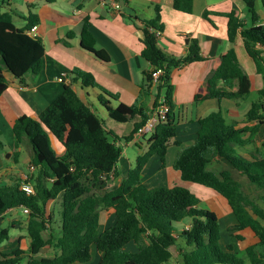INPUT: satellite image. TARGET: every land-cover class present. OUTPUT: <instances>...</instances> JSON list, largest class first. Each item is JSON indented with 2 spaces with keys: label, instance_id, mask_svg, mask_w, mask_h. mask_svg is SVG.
Instances as JSON below:
<instances>
[{
  "label": "trees",
  "instance_id": "1",
  "mask_svg": "<svg viewBox=\"0 0 264 264\" xmlns=\"http://www.w3.org/2000/svg\"><path fill=\"white\" fill-rule=\"evenodd\" d=\"M0 0V94L7 87L3 74L6 69L17 78L27 72H37L42 65L44 45L39 37L26 33L34 20L29 19L26 28H18L11 15L2 10ZM251 16V24L246 26L234 10L226 13L227 38L234 42L240 32L244 48L253 59L257 72L264 76V23H258L254 5L256 0H244ZM264 9V0H259ZM177 10L190 12L191 0H174ZM159 9L150 20L140 21L142 32L141 56L150 68L145 72L143 93L149 94L151 74L161 68L160 84L156 88V98L163 92L170 112L146 135L147 149L135 159L125 175L117 167L121 147L116 139L110 138V131L103 126L102 119L86 104L69 84H65L60 95L37 117L20 115L12 126L13 147L17 149L26 139L32 149L31 165L35 168L28 179L33 193H26L20 182L10 185L0 184V215L7 209L24 206L28 208L26 231L30 239L27 251L15 249L1 250L9 239L8 228H0V264H20L28 254L27 264H75L86 263L97 251L98 264H164L172 256L170 248L183 241L180 251L182 264H262L264 262V208L251 196L244 193L241 183L228 168L218 173L208 169L215 156L244 174L250 183L264 189V154L248 159L236 152V146L252 139V135L264 117V89L258 92L245 115L244 123L256 120L254 126H239L228 123L221 109L198 119L199 128L193 144L180 147L173 140L176 135L171 104L173 86L170 82L171 70L186 63L201 60L196 41L190 45L183 57H174L162 51L157 45L155 31H161ZM90 22L84 19L81 28V46L103 60L105 56L94 48V38L90 32ZM261 46L263 48H261ZM75 77L84 85H95L89 72L74 70ZM251 89L248 74L241 67L235 50L229 48L220 59L219 66L207 78L202 91H197L194 101L204 99H245ZM111 98H116L106 91ZM99 103L108 116L118 122H132V129L125 141H129L135 131L147 120L146 113L138 104L119 103L111 106L103 94L98 95ZM156 101V99H155ZM155 104V102H154ZM248 136L245 137V134ZM170 144L180 147L173 167L179 171L184 181L207 186L223 196L235 217V223L228 230L237 232L234 236L243 240L242 231H250L256 242L246 246L244 255L235 251L231 244L222 245L221 226L217 214L199 207V198L183 186L147 187L141 175L153 157L158 156L164 165ZM264 146V141H263ZM15 159L19 151L14 150ZM121 176V178H120ZM101 178L118 180L103 193H97ZM61 197V219L59 234L51 230L53 220L51 203ZM264 203V195L262 196ZM111 210L114 221L101 228L102 212ZM189 218L190 224L175 235L174 223ZM178 237V238H177ZM137 245V250L126 246ZM52 247L56 253L38 256L44 247Z\"/></svg>",
  "mask_w": 264,
  "mask_h": 264
},
{
  "label": "crops",
  "instance_id": "2",
  "mask_svg": "<svg viewBox=\"0 0 264 264\" xmlns=\"http://www.w3.org/2000/svg\"><path fill=\"white\" fill-rule=\"evenodd\" d=\"M173 1H1L2 10L11 15L12 22L16 27L26 28L29 19L34 20L33 25L38 26L36 36L42 40L44 45V55L39 71H29L21 78H17L6 69L3 70L7 87L0 94L1 185L21 182L28 179V176L35 171V168L31 167L33 153L29 143L24 139L17 149L13 147L12 126L15 119L23 114L37 117L60 95L65 84H69L102 119L104 128L113 134L112 138L116 139L117 144L119 146L123 144L124 149L121 148L117 164L121 176L125 175L127 170L134 165L136 157L147 149L145 139L147 136L140 138L132 136L129 141H125V136L131 132L132 122L114 123L116 124L114 131L112 128H106L104 121L110 117L106 109L99 103L98 95L103 94L113 107L120 102L126 105L138 104L143 107L146 113H150L154 107L157 93L154 89L148 90L149 94L143 93L144 76L150 68V64L140 54L142 49L140 21L155 18L157 8L160 17L158 23L162 26L161 33L157 36L158 47L165 53L179 58L185 56L190 45L196 41L199 55L202 57L201 60L186 63L171 70L170 82L173 92L170 100L176 123V135L172 141H179L180 147L193 144L199 128L198 119L218 109H221L228 123H237L239 126L246 124L254 126L256 124V120L248 123H244V120L252 101L257 99L258 92L264 89V76L257 72L253 59L247 54L240 32L237 33L234 42L228 40L226 33V13L232 10L246 26L251 24V16L245 1L191 0L190 12L175 9ZM254 8L258 23L263 24L264 9L259 0H256ZM85 18L90 22L89 29L94 38V48L100 50L106 60L96 57L81 46L80 33ZM231 47L235 50L241 67L249 76L251 83L249 95L239 101L225 98L194 101L195 93L204 90L208 75L219 66L221 56ZM261 48L263 47L261 46ZM262 56L264 59V52ZM74 70L91 73L95 85L82 84L81 80L75 77ZM61 73H65L64 80L58 81ZM102 91L115 95L116 98H111ZM254 94L256 96L251 99L250 96ZM247 136L248 133L245 134V137ZM263 141L264 117L252 135V139L243 145L236 146V152L248 159H251L252 155L264 154ZM172 146L176 147V152L169 153ZM180 147L173 144L168 146L163 166L158 156L153 157L141 175L142 182L147 187L183 186L197 197H206L205 203L202 204V200H199L198 205L217 214L220 226L222 225L225 229V234L221 239L222 245L231 244L235 251H239L249 244L255 243L256 237L248 230L241 232L244 236L243 240L236 239L234 235L237 232L228 230L227 227L235 223V217L223 196L207 186L182 180L179 171L172 168ZM14 150L19 151L16 159ZM131 155L134 157L133 159H131ZM223 168L232 171L233 176L241 183L242 190L248 196L250 192H247L246 187L253 188L252 191L264 192V189L250 183L244 174L232 168L224 159L215 156L208 164V169L216 173ZM263 195L264 193L259 194L258 198L254 200L264 208L261 199ZM26 217L27 214L24 213L22 206L9 208L0 215V228H8V231L12 228L17 231L13 236H10L9 232V239L1 246L3 252H10L18 248L27 251L30 239L26 232ZM182 221L177 222L182 225H177L179 228H175L176 236L180 230L190 224L189 218ZM22 227H25V230H21ZM177 243L181 248L176 254L170 248L172 256L164 264H180L183 241L178 238ZM48 249H52L51 254H45V251L43 253V250ZM55 253L56 251L52 247L47 246L41 249L37 255L51 257ZM23 256L28 259V254L25 253ZM99 259L100 254L95 251L93 258L86 264H98Z\"/></svg>",
  "mask_w": 264,
  "mask_h": 264
},
{
  "label": "rangeland",
  "instance_id": "3",
  "mask_svg": "<svg viewBox=\"0 0 264 264\" xmlns=\"http://www.w3.org/2000/svg\"><path fill=\"white\" fill-rule=\"evenodd\" d=\"M254 96H256L255 94L253 95V96H250V98L251 99H253L254 98ZM256 100V99H255ZM101 117H102V115H100ZM110 121H112V122H110ZM105 122V126H106V128H112L113 130L112 131H114L115 130V125L116 124H119L118 122H114V120H112L111 118H108L107 117V119H106V121H104ZM114 123H116V124H114ZM129 125V124H128ZM112 133L110 134V138H112ZM146 135H148V134H146ZM145 135V136H146ZM4 139V138H3ZM25 141H27L26 139H25ZM27 143H28V141H27ZM120 147L122 148V149H124V146H123V144L122 145H120ZM130 149H132L131 147H130ZM129 149V150H130ZM171 150L169 151V153H172V151H175V149H176V147H174V146H172L171 148H170ZM176 152V151H175ZM170 156V155H169ZM168 156V161H169V159H170V157ZM130 157V156H129ZM134 157L131 155V159H133ZM118 162L119 161H117V164H118ZM170 162V161H169ZM132 163H133V161H132ZM169 165V171H170V163L168 164ZM172 168L175 170V168L172 166ZM118 182V180H116L115 178H111V179H105V178H101V180H100V182H99V184H98V186L96 187V192L97 193H103L104 191H106L108 188H110V187H112L114 184H116ZM192 184H194V183H192ZM196 185V184H195ZM246 190H247V192H250V193H248L249 194V196H251L253 199H256V198H258V196H259V194H263L264 192L263 191H259V190H254V191H252L253 190V188H250V187H246L245 188ZM202 196V195H201ZM198 198H200L199 200H202V204H204L205 203V198L206 197H199L198 196ZM202 198V199H201ZM50 209L52 210V214H53V220H52V223L50 224L52 227H51V230L50 229H48V230H46L45 232H44V234H45V236H48V234H49V232L51 233V231L53 230V234L55 235V236H57L58 234H59V225H60V219H61V197L60 196H58L52 203H51V205H50ZM26 219H27V217H26ZM186 219V218H185ZM185 219H183V220H185ZM188 220V219H187ZM114 221V215H113V212L111 211V210H104L103 212H102V223H101V228H105V227H107V226H109L112 222ZM181 222H183L182 220H181ZM177 225H182V223L181 224H177V223H174V225H173V227H174V229L175 228H179V226H177ZM230 227V226H229ZM229 227H227V228H229ZM23 229H21V230H25V227H22ZM9 232H10V236H13L14 234H16V230H14V229H12V228H10L9 229ZM27 232V231H26ZM221 233H222V236H224V234H225V229H224V227L221 225ZM250 242V241H249ZM249 242H247V243H249ZM12 246V245H11ZM127 248H129V249H131V250H136V244H134L133 242L132 243H130L129 245H127ZM172 248V251L174 252V254H176V252L181 248V246L177 243V245H174V246H172L171 247ZM44 251H45V254H51L52 253V249H48V250H43V253H44ZM239 252V254H241V255H244L245 256V253H244V251H243V249H241V250H239L238 251ZM20 264H27V259L26 258H24V259H22L21 260V262H20ZM83 264V263H82ZM84 264H86V263H84ZM180 264H182V262H181V259H180ZM245 264H249V261L246 259V262H245Z\"/></svg>",
  "mask_w": 264,
  "mask_h": 264
},
{
  "label": "built area",
  "instance_id": "4",
  "mask_svg": "<svg viewBox=\"0 0 264 264\" xmlns=\"http://www.w3.org/2000/svg\"><path fill=\"white\" fill-rule=\"evenodd\" d=\"M37 25H32L30 28L26 29V33L32 37H36L37 33ZM161 33V31L156 30L155 34L158 36ZM163 73L161 68H156L152 74H151V88L156 90L157 86L160 84L159 77ZM65 73H61L60 76L58 77V81H63L64 80ZM170 104L168 103L165 95L163 92H160L156 98L154 107L149 113V116L146 120V122L139 127L135 133L133 134L134 137L140 138L145 136L146 134H149L155 125L159 121H163L166 119L168 113L170 112ZM33 168V166H31ZM21 188L26 192V193H33V187L30 183L25 182L24 180L20 182ZM24 213H29L28 208L22 206Z\"/></svg>",
  "mask_w": 264,
  "mask_h": 264
}]
</instances>
